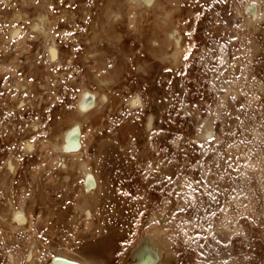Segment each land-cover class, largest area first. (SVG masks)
I'll list each match as a JSON object with an SVG mask.
<instances>
[{
    "label": "rangeland",
    "instance_id": "1",
    "mask_svg": "<svg viewBox=\"0 0 264 264\" xmlns=\"http://www.w3.org/2000/svg\"><path fill=\"white\" fill-rule=\"evenodd\" d=\"M156 1L128 28L126 0H0V264H131L157 226L168 264H264V18L243 27L250 0Z\"/></svg>",
    "mask_w": 264,
    "mask_h": 264
},
{
    "label": "bare ground",
    "instance_id": "2",
    "mask_svg": "<svg viewBox=\"0 0 264 264\" xmlns=\"http://www.w3.org/2000/svg\"><path fill=\"white\" fill-rule=\"evenodd\" d=\"M126 2H127V6H128V14H129L128 28L136 27V24L138 22V19L136 18L137 12L139 13L140 11L141 12L144 10L147 11V10H150L152 8L159 7V4H158L159 1L158 2L156 1L155 3L153 2L152 5L148 4V0H126ZM244 9L246 11V14L248 15V22L245 21L246 23L244 22V24H243V27L245 29L253 28L255 26V24H257L259 22V20L264 18V12H263L262 8L260 7L258 0H253V2H252V0H250L247 3V5L244 7ZM162 15L165 17V19L162 20L161 27H163V26L166 27V24H167L166 18H168V14L166 12H163ZM12 29H13V32L11 34L13 37H15L18 30L14 29V28H12ZM166 38H167V40L165 42H168L167 46H171L172 52H170V53H172V55H169V53L163 49L161 51L162 52L161 57L163 59L165 58V60L169 61L170 63H174L176 61H179L180 55H179L178 50L180 49V47H179L180 45H179V41H177L173 31L167 30ZM173 45L175 46L174 48H173ZM56 46L57 45H56V42L54 41V38L49 36L48 41L45 42V44H44V50H46L47 55H48V59L50 61H53L55 58V55L57 54ZM222 90L225 92V94H228V93L235 94L238 92V91H236V89L230 88V85L229 84L227 85V83L224 84ZM90 92H92V91H90ZM96 95L97 94L95 93L94 96H96ZM78 101H81V103L79 105V109L77 108V112L80 115H85L84 117H86L89 114V112H91V109L89 108L91 105L90 94H88L87 90H82V92L80 93ZM99 101H101L100 97H96V99L94 101L95 105ZM76 126L79 127L77 124H76ZM79 129H80V134H81V127H79ZM73 135L70 133L69 134L70 137H67L68 139L65 142H64V140H65V138H64L62 143L53 145L51 150H49V152L51 151L53 153V157H52L53 160H58L60 157L67 158V156H69L66 154V153H69V151L66 149L74 147V145H75L74 139H76V136H73ZM56 146H57L58 150L53 151V148H55ZM49 152L46 151V155H48L47 153H49ZM82 152L83 151L81 149L77 153L80 154ZM52 153H50V154H52ZM78 169H79V172L82 173V175H83V179H84L85 186H86L85 187L86 191H89L93 186L95 187V184H94V181H96V180H94L95 177L93 178V174L91 173L89 166H88L85 159H82L80 161V163L78 165ZM68 177L69 176H66L65 178L68 179ZM83 192H84V200H86V197H87L85 195L86 192L85 191H83ZM10 204H11L10 207L12 208L10 211V214H11L10 220L13 221V223H14L13 225H15V223H17V225H15V226L23 225V223L25 222L24 220H25V215H26L25 205L22 204L21 208L16 209V208H14L12 203H10ZM113 223H115V220L112 218L111 224H106V225H108V227L111 228L113 226ZM158 228H159V226H157L156 232H154V233L150 232L151 235L147 239H145L143 242H141L140 246L134 250L133 256H136L135 258L137 261L135 263H131V264H168L164 258L161 259V252H164L165 249L164 250H163V248L159 249L156 246L157 244L155 242V239H159L158 236L160 235L159 234L160 230H157ZM152 230H153V228L151 229V231Z\"/></svg>",
    "mask_w": 264,
    "mask_h": 264
},
{
    "label": "water",
    "instance_id": "3",
    "mask_svg": "<svg viewBox=\"0 0 264 264\" xmlns=\"http://www.w3.org/2000/svg\"><path fill=\"white\" fill-rule=\"evenodd\" d=\"M152 2H153V0H148V4H152ZM71 134H75L76 139H75V142H74L75 143L74 147L73 148L66 149L69 152H71V151L72 152L73 151H77L78 148H79V143H78V138H77V136H78L77 130L72 131ZM58 262H61L62 264H76V263H71V262H66V261H58Z\"/></svg>",
    "mask_w": 264,
    "mask_h": 264
}]
</instances>
